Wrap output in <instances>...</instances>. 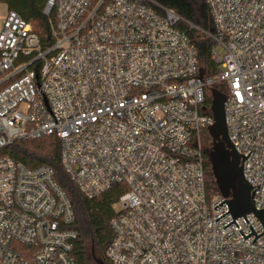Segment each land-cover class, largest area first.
I'll return each instance as SVG.
<instances>
[{"label":"built area","instance_id":"obj_1","mask_svg":"<svg viewBox=\"0 0 264 264\" xmlns=\"http://www.w3.org/2000/svg\"><path fill=\"white\" fill-rule=\"evenodd\" d=\"M216 77L199 76L181 17L154 0H43L50 42L0 14V150L55 134L65 172L93 198L113 185L110 264H264L252 213L209 196L202 130L210 87L264 207V0H206ZM220 47L223 54H219ZM209 99L207 105L206 100ZM226 200V199H225ZM72 205L51 167L0 152V264H79ZM224 226V227H223Z\"/></svg>","mask_w":264,"mask_h":264},{"label":"trees","instance_id":"obj_2","mask_svg":"<svg viewBox=\"0 0 264 264\" xmlns=\"http://www.w3.org/2000/svg\"><path fill=\"white\" fill-rule=\"evenodd\" d=\"M176 12L181 20L177 26L185 32L192 43L199 66L206 75L217 74L218 67L210 59V50L214 41L207 34L212 29V22L206 0H154ZM8 10L16 11L29 22L31 30L40 38L41 42H50V31L47 17L42 13L43 0H0ZM207 105L209 99L206 100ZM203 147L210 145L211 138L207 130L201 132ZM4 155L22 162L27 167L47 165L52 168L54 178L65 191L73 211L74 220L70 227L78 232L74 245V255L79 264H95L90 257V248L94 247L96 255L104 257V250L111 238L109 221L114 215L113 203L123 191L121 185H113L108 190L93 198L86 197L65 172L60 158L59 139L55 134L42 135L33 139H17L0 150ZM206 189L209 196L215 195L214 185L205 157ZM91 243L89 249L87 243Z\"/></svg>","mask_w":264,"mask_h":264},{"label":"water","instance_id":"obj_3","mask_svg":"<svg viewBox=\"0 0 264 264\" xmlns=\"http://www.w3.org/2000/svg\"><path fill=\"white\" fill-rule=\"evenodd\" d=\"M203 74L204 69L200 67L199 76L201 77ZM226 96L227 95L221 92L216 86L210 87V111L212 113L213 122L207 125V132L211 138V142L209 146L202 148L209 164L210 174L217 192L226 199L217 203L213 208L223 201L226 202L228 207V210L214 218V220L229 211L232 220L224 226L232 221L238 226L233 218L243 216L245 221H247L245 214H254L261 222L263 231L256 234L250 224L248 226L251 232L248 234L244 235L242 231L239 230L243 238L247 237L250 233H254L255 236L251 240L253 241L256 236L264 232V207L255 208L253 203L254 200L252 197L254 189L257 188L259 184L251 185V183L244 178L242 173L243 159L248 155L251 149L246 155L238 153L227 135L223 106ZM90 257L95 264H107L102 257L96 255L93 246L90 248Z\"/></svg>","mask_w":264,"mask_h":264},{"label":"rangeland","instance_id":"obj_4","mask_svg":"<svg viewBox=\"0 0 264 264\" xmlns=\"http://www.w3.org/2000/svg\"><path fill=\"white\" fill-rule=\"evenodd\" d=\"M6 10H7V8H6L5 4L0 2V14H4L6 12ZM217 51H218L219 54H221V55L223 54V51H222V49L220 47H217ZM213 77L215 78L216 74H214ZM90 246H91V243L88 242L86 244V247L89 249Z\"/></svg>","mask_w":264,"mask_h":264}]
</instances>
